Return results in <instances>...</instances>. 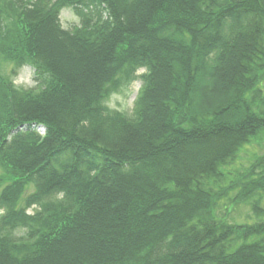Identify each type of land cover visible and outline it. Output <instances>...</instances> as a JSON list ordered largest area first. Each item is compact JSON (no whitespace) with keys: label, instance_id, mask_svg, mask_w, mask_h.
<instances>
[{"label":"trees","instance_id":"trees-1","mask_svg":"<svg viewBox=\"0 0 264 264\" xmlns=\"http://www.w3.org/2000/svg\"><path fill=\"white\" fill-rule=\"evenodd\" d=\"M0 61V264H264V155L230 168L264 139V0H0Z\"/></svg>","mask_w":264,"mask_h":264},{"label":"rangeland","instance_id":"rangeland-1","mask_svg":"<svg viewBox=\"0 0 264 264\" xmlns=\"http://www.w3.org/2000/svg\"><path fill=\"white\" fill-rule=\"evenodd\" d=\"M80 16L72 9H64L61 12V24L62 27L66 30H71L74 26L80 25ZM0 70L6 73H10L12 67L9 64L2 63L0 61ZM144 69L139 71V74L143 73ZM34 69L30 66H24L20 68L19 72L15 76V84L18 87L30 89L35 87L36 81L34 79ZM142 85V81L140 79H136L131 81L129 84L121 87L116 93H114L109 99V106L111 108L118 109L125 113H131L132 109L134 108L136 99L138 97L140 88ZM37 132L40 134H44V130L42 128H37ZM264 155V139L261 138L259 141L257 140L255 143L247 145L245 149H243L237 161L234 165H231L230 168H244L248 167L250 164L254 162L256 157ZM32 191H29L31 193ZM264 204V201H263ZM225 205L229 207L231 203L226 199ZM36 206H33L28 210L29 213H32ZM224 209H221V214ZM230 211V212H229ZM3 211L0 210V214ZM228 221L233 224H253L258 219L253 214L251 207L246 205L245 203L240 204L239 206L233 205L229 207L228 210Z\"/></svg>","mask_w":264,"mask_h":264}]
</instances>
